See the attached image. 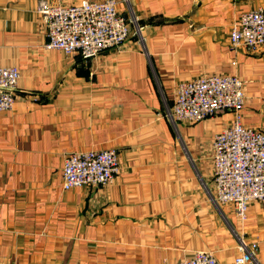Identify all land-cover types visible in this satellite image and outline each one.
Listing matches in <instances>:
<instances>
[{
    "label": "crops",
    "instance_id": "obj_1",
    "mask_svg": "<svg viewBox=\"0 0 264 264\" xmlns=\"http://www.w3.org/2000/svg\"><path fill=\"white\" fill-rule=\"evenodd\" d=\"M115 1L127 40L81 61L43 47L37 0H0V66L19 71L0 113V264H176L196 250L230 264L238 238L264 264V201L240 222L214 200L211 139L231 112L163 116L178 81L235 74L241 121L264 132V45L228 44L237 15L264 0ZM106 148L118 153L110 183L60 188L65 154Z\"/></svg>",
    "mask_w": 264,
    "mask_h": 264
},
{
    "label": "built area",
    "instance_id": "obj_2",
    "mask_svg": "<svg viewBox=\"0 0 264 264\" xmlns=\"http://www.w3.org/2000/svg\"><path fill=\"white\" fill-rule=\"evenodd\" d=\"M36 12L43 24L45 49L89 61L109 48L119 49L130 33L129 20L117 9L115 0H80L74 4H51L37 0ZM230 47L253 50L264 45V10L260 7L240 12L228 32ZM19 71L16 66H0V113L14 103ZM245 82L235 74L200 75L178 81L170 106L163 116L177 121L198 122L221 111L232 114L228 125L211 139L212 182L215 202L231 204L240 222L252 201H264V132L241 121ZM117 150L74 151L64 155L60 188H98L112 181L119 171ZM255 242L238 238L239 253L230 264L254 260ZM176 264H220L207 250H196Z\"/></svg>",
    "mask_w": 264,
    "mask_h": 264
}]
</instances>
